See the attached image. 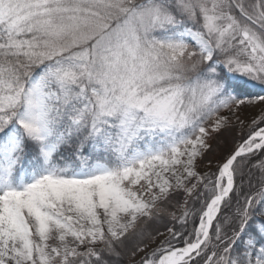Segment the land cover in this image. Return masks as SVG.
I'll use <instances>...</instances> for the list:
<instances>
[{"label": "snow or ice", "instance_id": "obj_1", "mask_svg": "<svg viewBox=\"0 0 264 264\" xmlns=\"http://www.w3.org/2000/svg\"><path fill=\"white\" fill-rule=\"evenodd\" d=\"M126 259L264 264V0H0V264Z\"/></svg>", "mask_w": 264, "mask_h": 264}, {"label": "rangeland", "instance_id": "obj_2", "mask_svg": "<svg viewBox=\"0 0 264 264\" xmlns=\"http://www.w3.org/2000/svg\"><path fill=\"white\" fill-rule=\"evenodd\" d=\"M240 132L241 129L239 126H237L234 129L216 134L214 139L211 141L212 151L209 153L208 157L205 158L203 164L201 165V171L207 170L208 159H219L226 155L227 152L234 147L235 143L239 141Z\"/></svg>", "mask_w": 264, "mask_h": 264}, {"label": "trees", "instance_id": "obj_3", "mask_svg": "<svg viewBox=\"0 0 264 264\" xmlns=\"http://www.w3.org/2000/svg\"><path fill=\"white\" fill-rule=\"evenodd\" d=\"M123 264H129L128 260L126 259Z\"/></svg>", "mask_w": 264, "mask_h": 264}, {"label": "bare ground", "instance_id": "obj_4", "mask_svg": "<svg viewBox=\"0 0 264 264\" xmlns=\"http://www.w3.org/2000/svg\"><path fill=\"white\" fill-rule=\"evenodd\" d=\"M228 133H230V132H228Z\"/></svg>", "mask_w": 264, "mask_h": 264}]
</instances>
